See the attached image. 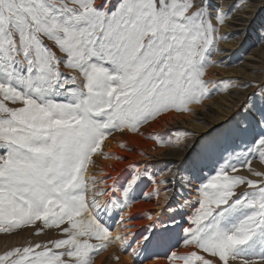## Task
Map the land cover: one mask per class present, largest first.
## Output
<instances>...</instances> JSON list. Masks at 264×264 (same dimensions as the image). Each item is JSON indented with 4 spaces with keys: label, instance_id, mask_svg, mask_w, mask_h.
<instances>
[{
    "label": "snow or ice",
    "instance_id": "6c2138e0",
    "mask_svg": "<svg viewBox=\"0 0 264 264\" xmlns=\"http://www.w3.org/2000/svg\"><path fill=\"white\" fill-rule=\"evenodd\" d=\"M252 3L234 0L225 9L219 0H0V233L41 222L37 234L57 229L66 237L5 250L0 264H95L114 241L140 264H159L160 254L148 249L170 244L177 228L178 246L194 244L198 251L185 255L171 245L166 264H264V186L237 194L246 180L228 171H239L232 161L241 157L249 166L248 157L264 160V85L241 106L235 128L196 155L193 148L178 169L168 161L161 170L154 193L145 198H158L160 185H190L210 163L215 173L197 185L195 203L177 201L165 190L164 211L174 209L167 222L149 214L152 224L121 239L89 208L105 207L123 221L133 186L154 176L136 165L126 188L101 189L90 206L91 189L81 175L96 145L114 131H139L208 98L202 74L204 60L211 62L224 38L217 36L218 25ZM255 96L259 105L252 103ZM188 135L177 133L175 144ZM150 138L166 143L160 134ZM164 172L171 178L164 179ZM104 194L112 199L101 204ZM189 207L185 228L176 217L188 216ZM245 207L254 214L235 218ZM85 212L88 218L81 220ZM249 245L259 249L251 261Z\"/></svg>",
    "mask_w": 264,
    "mask_h": 264
},
{
    "label": "bare ground",
    "instance_id": "6f19581e",
    "mask_svg": "<svg viewBox=\"0 0 264 264\" xmlns=\"http://www.w3.org/2000/svg\"><path fill=\"white\" fill-rule=\"evenodd\" d=\"M261 1L263 0H253L251 6L247 7L244 11H233V13L226 19V23H224L225 25H220V28L218 29L219 32L224 30L222 33V36L224 37L223 40L219 39L217 41L219 42L217 45L220 46L219 51L217 52L219 54L218 57L220 58L219 62L222 61V63H219L217 66H213L212 68H214L216 71L220 69V71L224 73L223 75L219 72V74H216L218 76L215 78L224 76V80L222 78V81H225L226 87L221 89L212 100L207 101V105H211L210 107L206 108L207 106L205 102L202 104H193L188 106L190 108V111H187V113L190 112L189 115H180L179 112L172 111L170 114H165L156 121L150 122L148 125L141 126L139 131L132 132L130 129L125 128L124 131H117L115 134H112L105 139L103 143L104 149L100 148V153L98 152L99 154L96 155L92 164L90 163L89 169H87L88 171L86 175H84L85 178H87L86 181L89 180L88 186L90 185L89 187L91 189L87 193V201L90 206L96 192L100 191L101 189L110 190L112 185H115L117 188H126L127 183L131 182V177L136 175L131 162H123L120 154H123L124 156L128 155L133 159V161L136 162H138L136 159H144L146 163H143L140 169L141 171L142 168L147 169V172H150V175H152V172H157V168H160V172L158 173L159 175L154 177V181L152 183L148 178H142L138 184L133 186V191L130 193V199L132 200V203L127 209L124 210L125 215L123 217V221L119 220L118 212L109 214L105 207H90V212L96 216H99L101 222L105 223V225L108 226L110 230L114 231V235L123 234L121 235V239H123L124 236H130L131 233L144 231V228H146L145 226H149V220L147 219L149 213H147L148 211H146L145 205L150 206L148 205V202H154L151 203V206H153L152 208L153 210H156V212L152 211L151 214H162L163 211L161 209L165 204H168V200L165 199L166 189L168 191L167 195L169 197H175L177 201L193 198V195L195 194H198L199 198L197 185H199L202 180L206 179V177H209L210 175L213 176L212 174H215L212 169V164L210 163L204 168L203 173H197V175L193 177L192 183L190 185L185 183L183 188H180L174 184L160 185L161 192L158 198L155 195H153L152 199L145 198L146 193H154L156 183H158V181L161 179V170L165 168L167 162L175 161V165L171 166L173 170H175L180 167L183 160L188 156L189 152H192L193 148L199 147L200 151H198L197 154L202 152L204 146L209 141L217 139L218 137H216V135H221L219 131L223 132L225 128L217 130L216 132H213V129H217V127L220 126V123L224 122V120H222L224 117H230L233 111H237L239 106L245 102L244 100L247 97L248 92L253 94L252 91H254V89L257 87L256 84L261 82L264 78V45L263 48H256L252 52L256 58L248 57L247 59L250 60L248 63H240L239 65H235V61L238 57L234 58V53H232L238 51L240 48H242V50L238 51V56L243 55V52L248 51L249 45L247 43H242V41L246 42V38L251 37L249 34L251 30H253L255 27H258V23L255 21L254 17L257 12L256 9H259L261 5ZM219 2L224 5L225 9H227L234 2V0H219ZM241 3H243V0H241ZM246 34L247 37L244 39L243 37ZM231 37L232 39H230ZM224 39H227L228 42L224 41ZM226 49H228L230 52L221 54L224 52L221 50ZM211 83L213 82L211 81ZM241 84H248L249 86L241 87ZM219 87H221V85ZM216 115L221 116L220 118L214 119V117H217ZM207 124H211L209 125L210 127H207ZM226 125L228 126L227 129L236 127L231 123H226ZM164 129L167 130L164 131ZM158 132H161V134L164 133L165 135L163 134V136H166V147L164 148H156L159 145L158 141L156 139L150 138L152 135H155ZM183 132H187L190 135L181 137L180 144H175L177 133ZM208 133H212L210 138L202 140L201 143L197 145V140L204 136V134L208 135ZM170 140L173 141V143H167V141ZM184 147L186 148L184 149ZM104 150L107 151L108 154H112L113 159H104L105 157H110L108 154H105ZM147 154L150 155L146 156ZM194 155H196V153H194ZM117 158L118 162L116 161ZM102 161L107 163L102 165ZM185 167L187 166L185 165ZM256 168H261L262 173L259 175H255L254 173L251 177L252 182L257 183V180L264 182V160H262L260 165ZM163 175L164 179L171 178V173L169 172H164ZM120 176L121 178L118 179ZM131 194H135L137 199L133 201ZM99 199L101 204H106L112 199V197L104 194L103 196L99 197ZM195 202V200L192 201V203ZM158 204L162 205L163 207H155ZM178 206L179 205H177V207ZM192 211L193 210L191 207H189V215L182 217H188L190 220ZM136 213L137 215H135ZM173 214L174 209H169L167 213L162 215V220L167 222L169 216ZM133 217L140 221H132ZM141 217H143V221L141 220ZM180 217L181 216L178 215L176 219ZM141 221L143 222L142 224ZM160 232H163V229H161ZM174 233L175 236L171 234L170 242L172 245L178 246L181 235L180 229L177 228ZM29 237L33 239L30 242H26V246L29 243L35 244L37 242V239H34L35 235H33L32 231H28L23 238L25 239ZM167 248L168 244L152 246L148 249L147 254L151 255L154 253H159V264H166L164 253L167 252ZM174 250H178L180 253L185 255H191L198 251L194 244L189 245L188 247L178 246V249ZM115 256L120 257L119 261L114 259ZM248 259L247 260L250 261V259L253 260L256 258ZM105 262H107V264H140L139 260H136V258L130 252L125 251L120 246L119 241H114L106 253L98 256L96 258L95 264H105ZM216 264H219V261H217ZM229 264H238V262L230 261Z\"/></svg>",
    "mask_w": 264,
    "mask_h": 264
},
{
    "label": "rangeland",
    "instance_id": "374dc122",
    "mask_svg": "<svg viewBox=\"0 0 264 264\" xmlns=\"http://www.w3.org/2000/svg\"><path fill=\"white\" fill-rule=\"evenodd\" d=\"M214 2H215V0H214ZM262 7H264V0L263 1H261V5H260V7H259V9H256L257 10V12H256V14H255V21H257V25H258V27H255V28H253V30H251V32L249 33L250 34V38L248 37V38H246V42L245 41H242V43H247L248 45H249V48H248V51H245V52H243V55H240V56H238L237 54H238V51H241L242 50V48H240L238 51H236V52H232V53H234V58H236V57H238L237 59H236V61H235V65H239L240 63H248L250 60H248L247 58L248 57H255V55L254 54H252V52L256 49V48H259V47H261V48H263V45H264V13H262L261 12V8ZM259 23H261V24H259ZM225 25V24H224ZM220 28V25H218V29ZM224 31V30H223ZM223 31L222 32H219L218 31V33H217V36L218 37H223L222 36V33H223ZM238 34H242V33H238ZM245 37H247V34L246 35H244V39H245ZM230 39H232V37L230 38ZM221 40H223V39H221ZM220 40V41H221ZM224 41H227L228 42V40L227 39H224ZM219 42H217V44H218ZM216 44V51H215V53L211 56V62H208V60H204V69H203V74H202V78H203V80H205V81H207V90H208V93H209V96H208V98H205V99H203V102H205V104H206V108H208V107H210L211 105H207L208 103H207V101H210V100H212L217 94H218V92L221 90V89H223L224 87H226V85H225V81H222V78H223V80H224V76H219L218 78H215V77H217L218 75H216V74H219V72L221 73V74H223L224 75V73L222 72V71H220V69H218V71H216L214 68H212L213 66L215 67V66H217V64H219L220 62V58L218 57L219 56V54L217 53L218 51H219V47L220 46H218ZM226 50H228V49H226ZM226 50H221V51H224V52H222L221 54H225V53H227V52H230L229 50L228 51H226ZM252 54V55H251ZM256 58V57H255ZM264 77V76H263ZM225 78H226V76H225ZM216 79V80H215ZM211 81L214 83V85H213V83H211ZM209 83H211V84H209ZM219 84V85H217V84ZM221 85V87H219ZM224 85V86H223ZM257 87L254 89V91H252V93H256V92H258L259 91V88H258V86L259 85H264V78L262 79V81L261 82H258L257 84ZM251 96H252V94L250 93V92H248V95H247V97L245 98V100L244 101H246V100H250V98H251ZM202 102V103H203ZM202 103H200V104H202ZM245 103V102H244ZM244 103L242 104V105H244ZM252 103L254 104V105H259V103H260V98H259V96H255L254 98H253V101H252ZM193 104H197V103H195L194 101L191 103V104H189L188 106H191V105H193ZM242 105H240L239 106V109L237 110V111H233L232 112V114L230 115V117L231 118H233L234 116H235V119H231L229 116L228 117H224L222 120H224V122L223 123H220V125H224L225 127H223V128H218L217 127V130H220V129H224L223 130V132L222 131H219L220 133H221V135L227 130V125H226V123H231V124H233V125H235L236 126V121L237 120H240L241 118H242V116H243V114L241 113V115H239V116H236V114L239 112V110L241 109V106ZM214 106H216V105H214ZM205 108V109H206ZM179 114L180 115H189L190 114V112H188L187 113V111H181V112H179ZM179 114H177L178 116H180ZM217 117H214V119H217V118H220V116L221 115H216ZM209 125H211V124H207L206 126L208 127ZM210 127V126H209ZM167 129H164V131H166ZM117 131H114V133L113 134H115ZM156 132V131H155ZM159 133V132H158ZM157 133V134H158ZM160 135H161V137L166 141V136H163V134H161V132L159 133ZM165 135V134H164ZM221 135H219V134H217L216 135V137H220ZM203 137H206V138H210V136H208L207 134H204V136ZM105 141V140H104ZM158 141V143H159V145L156 147V148H164V147H166V143L163 145V146H161V143H160V141L159 140H157ZM104 143V142H103ZM100 148H103L104 149V144H97L96 145V149L88 156V158L86 159V161L84 162V171L81 173V175L85 178V176L84 175H86V173H87V169H89V165H90V163L92 164V162L94 161V158L96 157V155L97 154H99L100 153ZM186 147H184V149H185ZM196 149V154H197V152L198 151H200L199 150V147H196L195 148ZM105 151V150H104ZM241 151H243L242 149H241ZM99 152V153H98ZM105 154H108L107 153V151H105ZM110 157H105L104 159H106V160H108V159H113L112 157H113V155L112 154H108ZM150 154H147L146 156H149ZM120 156L122 157V159H123V162H131V165H132V167L134 168V166H136V165H138L139 167H141V165L144 163H146L145 161H144V159H142L141 160V158L140 159H136L138 162H136V161H133V159L132 158H130L128 155H123V154H120ZM117 157V156H116ZM245 158H243V157H241L240 159H238V160H234V161H232V164L235 166V168H237V169H239V171H234L233 170V168H229L228 169V171H229V175H231V176H233V177H236V176H239V177H241V178H245V180H246V182L245 183H243V184H241V185H239L238 187H236V189H235V191H236V193L237 194H240V193H250V192H255V191H257L258 190V187H260V186H264V182H260L259 180H257V182H260L259 184H257V183H253L252 182V180H251V177L253 176V174L254 173H259V174H261L262 173V171H261V168H256L257 166H259L260 165V163L262 162V160H259L258 158H256V159H253L252 157H248V159H250L251 160V164H250V166L249 165H245L244 163H243V160H244ZM92 160V161H91ZM116 161L118 162V158L116 159ZM102 163V165L104 164V163H107V162H105V161H102L101 162ZM112 165H113V163H112ZM143 169H145V168H142V171H144ZM141 170V169H140ZM147 170V169H146ZM157 172H152L151 174L152 175H154V177H156V176H158L159 174V172H160V168H157ZM126 171V170H125ZM124 171V172H125ZM141 171V172H142ZM123 172V173H124ZM149 174H150V172H149ZM212 175H215V174H212ZM255 175H257V174H255ZM211 176V175H210ZM209 176V177H210ZM121 178V176L120 177H118V179H120ZM87 178H85V180H86ZM89 183V180L87 181V184ZM152 183V182H151ZM205 183H207V182H205ZM106 185H108V184H106ZM250 185H252V186H250ZM90 186V185H89ZM197 195V196H196ZM131 197L133 198V201L134 200H136L137 199V196H135V194H131ZM191 201H196L197 199H198V194H195V195H193V198H189ZM194 199V200H193ZM149 204L148 205H150V206H147V205H145V209H146V211H148L147 213H149V214H151V212L153 211V212H156V210H153V206H151L152 204L151 203H154V202H152V201H149L148 202ZM166 205V204H165ZM165 205H164V207L162 206V205H160V204H158V205H156L155 207H158V206H160V207H163L161 210L163 211L162 212V215H164V213H167L168 211H164V208H165ZM89 211H90V208H89ZM141 213H143V212H141ZM152 214H154V213H152ZM157 214V213H156ZM251 215V214H254L253 213V211H252V209H250V208H247V207H245V208H242V209H240L239 211H237L236 213H235V218H240V217H243V216H245V215ZM135 215H137V213L135 214ZM88 218V212H85V214H84V216L83 217H81L80 219L81 220H86ZM117 219H118V217H117ZM148 219V218H147ZM141 220L143 221L144 219H143V217H141ZM149 221H148V224L150 225V224H152L153 222L150 220V219H148ZM185 220H189V218L188 217H180V218H177V221H179L180 223H182L183 224V227H185V228H187L189 225L187 224V223H184V221ZM132 221H135V222H139L140 220H138L137 218H135V217H133V219H132ZM141 221V224L143 223ZM147 224V225H148ZM40 227H42V225H41V222H38V225H37V227H33V226H27L26 228H25V230H23V231H17V230H14L13 231V233H11V234H5V233H0V254H2L5 250H9V249H11V248H14V247H16V246H26V242H30L33 238H23L25 235H26V233L28 232V231H32L33 232V235H35V237H34V239H37V242H40V243H48V242H50V241H53V240H56V239H61V238H66L62 233H60L57 229H51V230H49V229H43V231H42V233L41 234H37L38 232H40ZM145 227H147V226H145ZM26 232V233H25ZM22 233H25V234H22ZM139 233V232H138ZM161 233H163V232H161ZM172 235L173 236H175V233H172ZM33 237V236H32ZM23 240V241H22ZM171 241V240H170ZM4 242V243H3ZM15 242V243H14ZM36 242V243H37ZM23 243V244H22ZM172 244H171V242H170V244H168V247L169 246H171ZM168 249V248H167ZM109 250V249H108ZM63 251H67V249H63ZM257 251H259V249H257L254 245H249V247H248V249H247V252H248V255H247V257H246V259H248V258H256L254 255H253V253H255V252H257ZM107 252V251H106ZM106 252H103V253H106ZM102 253V254H103ZM102 254H100V255H102ZM99 255V256H100ZM98 256H96L95 257V262H96V258H97ZM249 260V259H248ZM250 261H251V259H250ZM73 264H75V262H73Z\"/></svg>",
    "mask_w": 264,
    "mask_h": 264
}]
</instances>
